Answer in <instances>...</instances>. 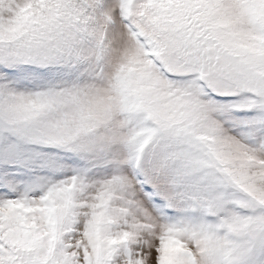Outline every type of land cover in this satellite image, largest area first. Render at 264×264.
Listing matches in <instances>:
<instances>
[{"label":"snow or ice","instance_id":"6c2138e0","mask_svg":"<svg viewBox=\"0 0 264 264\" xmlns=\"http://www.w3.org/2000/svg\"><path fill=\"white\" fill-rule=\"evenodd\" d=\"M0 264H264V0H0Z\"/></svg>","mask_w":264,"mask_h":264}]
</instances>
